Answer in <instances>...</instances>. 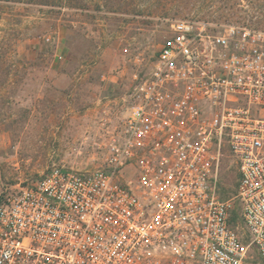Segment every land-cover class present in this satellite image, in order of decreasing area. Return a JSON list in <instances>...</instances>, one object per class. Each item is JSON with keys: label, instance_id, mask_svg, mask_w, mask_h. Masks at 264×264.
<instances>
[{"label": "built area", "instance_id": "1", "mask_svg": "<svg viewBox=\"0 0 264 264\" xmlns=\"http://www.w3.org/2000/svg\"><path fill=\"white\" fill-rule=\"evenodd\" d=\"M106 150L0 199V264H264V30L172 21Z\"/></svg>", "mask_w": 264, "mask_h": 264}, {"label": "rangeland", "instance_id": "2", "mask_svg": "<svg viewBox=\"0 0 264 264\" xmlns=\"http://www.w3.org/2000/svg\"><path fill=\"white\" fill-rule=\"evenodd\" d=\"M54 3L0 0V199L53 165L102 166L130 90L172 21L200 18L264 30V0ZM236 177L225 158L223 197L234 193Z\"/></svg>", "mask_w": 264, "mask_h": 264}, {"label": "trees", "instance_id": "3", "mask_svg": "<svg viewBox=\"0 0 264 264\" xmlns=\"http://www.w3.org/2000/svg\"><path fill=\"white\" fill-rule=\"evenodd\" d=\"M4 1H20V0H4ZM28 1H34V2H38V3H41V4H55V0H28ZM74 1H77V0H74ZM80 1V0H79ZM78 5V4H76Z\"/></svg>", "mask_w": 264, "mask_h": 264}]
</instances>
